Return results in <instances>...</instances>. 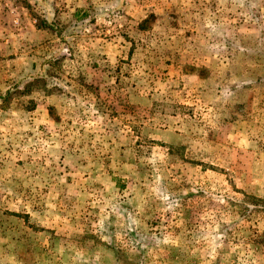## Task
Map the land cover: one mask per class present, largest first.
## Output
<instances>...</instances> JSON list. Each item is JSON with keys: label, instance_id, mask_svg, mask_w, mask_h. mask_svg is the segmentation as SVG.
Listing matches in <instances>:
<instances>
[{"label": "rangeland", "instance_id": "obj_1", "mask_svg": "<svg viewBox=\"0 0 264 264\" xmlns=\"http://www.w3.org/2000/svg\"><path fill=\"white\" fill-rule=\"evenodd\" d=\"M0 264H264V0H0Z\"/></svg>", "mask_w": 264, "mask_h": 264}]
</instances>
